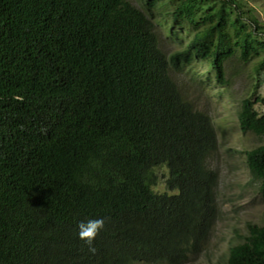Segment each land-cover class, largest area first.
<instances>
[{"label": "trees", "instance_id": "1", "mask_svg": "<svg viewBox=\"0 0 264 264\" xmlns=\"http://www.w3.org/2000/svg\"><path fill=\"white\" fill-rule=\"evenodd\" d=\"M140 1L0 0V264H185L207 242L219 140L174 74L260 76L264 25L237 0ZM166 16V38L192 36L173 54ZM258 104L242 133L264 135ZM244 156L264 198V146ZM242 240L224 264H264V227Z\"/></svg>", "mask_w": 264, "mask_h": 264}, {"label": "rangeland", "instance_id": "2", "mask_svg": "<svg viewBox=\"0 0 264 264\" xmlns=\"http://www.w3.org/2000/svg\"><path fill=\"white\" fill-rule=\"evenodd\" d=\"M128 1L138 7L142 3L140 0ZM237 1L245 4L250 17L264 25V0ZM164 19L169 26L168 30L165 27L160 29L162 45L168 54H173L187 45L192 36L179 31L178 42L166 38L175 20L170 16ZM253 67L254 63L243 64L237 59L227 63L228 87L220 86L214 75L209 76L205 64H194L183 73L174 74L185 95L211 116L219 140L218 151L209 162L219 180L216 187L218 217L201 252L185 264H224L230 247L242 242L243 237L248 235L249 225L264 227V198L258 184L250 179L244 156L245 151L264 146V135L242 133L238 122V112L245 98H264V73L257 76ZM193 73L203 81V84L199 83L200 88L190 81ZM256 108L264 112L261 104ZM157 173L159 176L167 175L163 168L158 169ZM156 191L164 192V186L160 184Z\"/></svg>", "mask_w": 264, "mask_h": 264}]
</instances>
